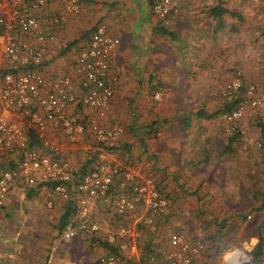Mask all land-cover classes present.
I'll use <instances>...</instances> for the list:
<instances>
[{"label":"crops","instance_id":"crops-1","mask_svg":"<svg viewBox=\"0 0 264 264\" xmlns=\"http://www.w3.org/2000/svg\"><path fill=\"white\" fill-rule=\"evenodd\" d=\"M62 2L52 0L53 11ZM153 2L79 0L80 14L55 29L57 38L44 69L52 73L67 71L87 44L95 25L104 22L110 34L119 39L110 61V79L116 77L117 80L112 79L114 96L108 115L111 122H121L124 127L118 154L124 163L153 170L165 185L169 205L155 229L165 228L168 220L185 228L190 239L204 240L205 237L210 240L218 238V241L222 238L213 227L220 226L222 230L236 229L239 235L245 234L243 237L248 241L244 244L254 240L251 247L258 242L264 245V191L257 188L255 175L258 167L262 172L264 160L223 156L224 147H233L235 140L229 137L220 144L217 141L218 137L225 135L222 112L206 117L213 113L208 107L221 94L224 86L220 89L219 84L228 75V67L220 58L229 44L225 36L241 35L247 29L252 36L258 32L263 35L264 0H172L177 11L163 19L152 11ZM86 30L88 35L78 37L79 41L70 48L71 58L66 62L55 58L65 37ZM164 30L167 33L162 34ZM154 82L162 89L160 100L153 97ZM177 99L193 100L194 104L201 106L189 111L178 107ZM75 111L84 116L82 108L77 107ZM258 114L263 116L262 122L258 123V129L262 130L264 111ZM244 116L241 127L247 131L248 118ZM217 120L221 123L218 124ZM94 146L87 137L82 143L70 146L63 155L74 165L80 160L79 169L89 168L93 164ZM231 161L233 167H224ZM246 163L252 172L250 178L244 177L243 165ZM46 190L48 192L46 187H41L31 194ZM18 193L14 191L9 199ZM8 207L0 210V264H81V254L75 251L77 247H73L76 238L65 239L58 235L60 218L66 210L64 205L59 207L61 211L35 207L32 211L38 216L16 207L11 209L15 213L14 219L4 220L7 217L3 218V214L9 211ZM108 212L101 201H96L93 207L95 217L103 221L105 227H117L122 219ZM50 215L55 220H51ZM26 222L30 228L25 227ZM205 227H209L207 232H213V235L204 236L206 231L202 229ZM42 228H47L46 234H34ZM158 229L153 234L148 231L147 243L162 242ZM165 245L167 247L166 242ZM211 253L208 248L206 258L202 259L218 263L224 260L219 254Z\"/></svg>","mask_w":264,"mask_h":264},{"label":"built area","instance_id":"built-area-1","mask_svg":"<svg viewBox=\"0 0 264 264\" xmlns=\"http://www.w3.org/2000/svg\"><path fill=\"white\" fill-rule=\"evenodd\" d=\"M51 3L0 0V210L14 191L26 194L46 187L48 208L56 202L65 209L70 204L60 233L73 239L97 234L101 224L93 207L101 201L122 222L104 239L116 252L103 253L100 264H264L239 250L219 263L207 262L202 259L207 243L180 230L170 232L167 247L141 246L147 228L157 226L169 202L153 172L124 163L118 154L124 127L108 115L117 80L110 79V61L119 39L99 22L67 71L47 72L44 64L57 38L55 29L81 12L79 0H63L56 11ZM152 11L163 19L177 9L172 0H154ZM153 84V97L160 100L162 89ZM221 94L227 101L238 99L235 108L221 115L227 133L237 134L246 108L260 105L264 88L247 85L236 70ZM32 136L38 146L31 145ZM87 137L95 144L93 164L81 172L63 154ZM253 144L264 149V131Z\"/></svg>","mask_w":264,"mask_h":264},{"label":"rangeland","instance_id":"rangeland-1","mask_svg":"<svg viewBox=\"0 0 264 264\" xmlns=\"http://www.w3.org/2000/svg\"><path fill=\"white\" fill-rule=\"evenodd\" d=\"M247 31H248V29H247ZM247 31H245V30L242 31L241 35H235L234 36V35H228L227 34L225 36L226 43L227 44L229 43V44L225 48V51L220 54V58L225 62V64L228 67V75L223 80V82L219 84L220 86L218 85L220 87V89H222L221 87L224 86V83L226 81L227 82L229 81V79L231 78V76L233 75V73L236 70L241 71L242 79H244V81L247 85L253 84L259 88L264 87L263 82H261V81H264L263 80V78H264V36L259 32L255 36H252ZM87 35H88V30L82 31L81 34H79V33H76V35L72 34V35L68 36V38L65 37L64 40L61 42V46L58 48V50L56 52L55 58L60 59V61H62V62H66L67 59L71 58V55H69V50L77 41H79L78 37L84 38ZM69 43H73V44H71L69 46V48L65 52L62 53V50ZM232 43L233 44L238 43V44L232 45ZM257 79H262V80L258 81ZM255 82L258 84H255ZM177 100H178V105H179L178 107L186 108L189 111L198 109L201 106L198 103L194 104L195 101H193V100H191V101H189L188 99H182V100L177 99ZM225 102H227V100L225 98H223L222 94H219V96H217V99L210 102V106L208 107V110L213 111V112L216 110H219L223 107ZM258 108H259V110H258ZM203 109H205V108H203ZM259 111H264V96L262 98L260 105H258L257 107L246 108L244 115L247 116V118H248L247 119V122H248V130L247 131H245L242 128L243 127V125L241 124L242 118L239 121V132L237 134L236 133L235 134L227 133V131L225 130V127H224L223 130H225V132H224L225 135L223 137H218L217 141L220 144V142L227 141V139L229 137H233L235 140L234 141L235 144L233 145V147H230V148L224 147L225 150L223 149V151H224L223 156L235 155V156L246 157V158H250V157L261 158L264 160V149L257 148L253 144L254 140H256L260 136L261 132L263 131L261 129L260 130L258 129V127H259L258 123L262 122L261 119L263 117V116L261 117L258 114ZM221 121H223V120L221 119ZM216 122L218 124L221 123L218 120ZM151 123H153V122H151ZM152 125H150V126H152ZM241 125H242V127H241ZM245 127L247 128L246 124H245ZM254 129H255V131L252 132V130H254ZM157 135H158V133H157ZM226 144H224V145H226ZM221 148H222V146H221ZM227 149L230 151H228ZM221 154H223V153H221ZM232 164H234V162L231 161L230 164H226V165H224V167H226V166L228 167V165H229V167L230 166L233 167ZM75 165H76V167L80 166V160H78ZM214 165H215V163H214ZM218 167L220 168V165H218ZM243 167L245 169L244 177L250 178V175L252 172L251 173L249 172L248 164L247 163L244 164ZM250 169H251V167H250ZM263 169L264 168L261 169L262 172H259V167H258V168H256V173H255L256 178H257L256 183L258 185L257 188L261 191H264V170ZM144 170H147V169H144ZM227 170L229 171V169H227ZM152 172H153V170L148 169V171L145 173H152ZM231 173H232V170H231ZM153 175H154L156 181L159 182V184L161 185L162 192L165 195V185H164L163 181L158 179L155 174H153ZM206 189L208 190V187H206ZM207 194H209V192ZM48 198H50V193H49V191L47 192V190H46V192L34 194L30 197H28L27 195L18 193L17 196H15V195L12 196L9 199V201L7 202L6 206H9L7 208V209H9V211H4L3 218L7 217L4 220L14 219L15 213L11 212L12 211L11 209H16V207H17V209H21V210L27 209V211H31V215H35L37 213L32 211V210H34L33 208L38 207V206L42 207L40 209H43V210L48 208L47 207ZM11 206L13 208H10ZM60 206H63L62 203L56 202L54 204V206L50 209L61 211V209H59ZM27 211H24V212H27ZM166 213H167V211H166ZM168 214H169V212H168ZM173 214H174V212L171 214V216H173ZM35 216H38V214ZM108 216L111 217L109 214H108ZM166 217L167 216H165V218ZM32 218H34V217H32ZM50 219L55 220V217L52 215L50 217ZM97 221L101 224V228L99 229L97 234L93 235L92 237H88L86 235L83 237H75L76 242H75L73 247H74V249L77 247L78 250L75 249V251H78L81 254V264H100V261H99L100 256L103 253L108 252V249H107V251H104V247L100 244V242L102 240L104 241V239L107 237V234H109L110 232L114 231L117 228L116 226H113V227L103 226V221L98 220V218H97ZM165 221H166V219H165ZM171 221H172V219H171ZM165 225H166L165 228L164 227H162L160 229L157 228L159 230L158 235H161V237H162V242H159V243L154 242V243L159 248L166 246L165 242L167 243V238H168V235L170 234V232L175 231V230H180V231H185V232L189 233L185 228L180 227V224L179 225L178 224L173 225L172 223H169L167 220L165 222ZM3 226H5L7 228L12 227V225L9 226V224H5V225L3 224ZM26 226L29 228L31 227L27 222L25 224V227ZM155 228H153V227L147 228V233L150 230L152 231V234L155 233L157 231V229H155ZM213 228L215 229L214 232L215 231L218 232V236H220V238H222V240L219 239L217 241L218 238H216L214 240H210V239L204 237V241H206V243L208 242L207 245H209L208 248L210 249V253L213 251V253L216 254L214 247L218 246L219 252L217 253V256L219 254L221 258H225L230 253L239 250L240 252L244 253V255H246L248 258L254 260L253 253L257 249L259 242L256 243L253 247H251L252 244L254 243V240H251L247 244H244V242L246 240L248 241V238L243 237L245 234L239 235L237 233L238 230H236V229L235 230L234 229L222 230V228H220V226L213 227ZM45 229L47 230V228H42L41 230L38 229V233H34V234H38V236L46 234ZM208 230H209V227H205L204 229H202V231H206L204 233V236L205 235L211 236L210 234L213 235V232L208 234V232H207ZM147 233H146V235H147ZM58 235H60V237L62 236L60 232ZM193 235H195V234L193 233ZM221 242H223V243H221ZM142 243H143V241H142ZM220 243H221V245H220ZM146 244H148V243L146 241H144V244H141V246H144ZM248 246H250V247H248ZM213 253H211V254H213ZM214 255H213V260H216V257H214ZM258 259L264 260V245H262V251H261V254L258 257Z\"/></svg>","mask_w":264,"mask_h":264},{"label":"trees","instance_id":"trees-1","mask_svg":"<svg viewBox=\"0 0 264 264\" xmlns=\"http://www.w3.org/2000/svg\"><path fill=\"white\" fill-rule=\"evenodd\" d=\"M165 33H167L166 30L162 31V34H165ZM263 35H264V32H263ZM71 44H73V43H69V44H68V45L62 50V53L65 52V51L69 48V46H70ZM237 102H238V99L233 100V101H227V102H225V104L223 105V107H222L221 109L216 110V111H214L213 113H209V114H207L206 117H212V116H214L215 114H218L219 112L221 113V112H224V111H229V110H231V109H233V108L236 107ZM262 130L264 131V126H262ZM232 138H233V137H232ZM233 139H234V138H233ZM38 144H39V143H38L37 139L35 138V136H32V137H31V145H32V146H38ZM86 169H87V167H86V168L83 167V169L80 170V171L82 172V171H84V170H86ZM46 185H47V187H49V188L53 187V184H51V183H47ZM40 188H41V187L39 186L37 189H34V190L36 191V190H39ZM34 190L28 191V192L26 193V195H27L28 197L32 196L31 193H32ZM71 211H72V209H71V206H70V204H69V205H67V208H66V210H65V213H64L63 216L60 218L59 227H58V231H59V232L61 231V228H62L64 222L66 221V219L68 218V216L70 215ZM100 243H101V245L105 246L108 250H110V251H112V252H116V249H115L114 247H112L111 245H109L108 243H106V242H100ZM214 248H215V252H216L215 255H217L219 248H218V246H215ZM261 251H262V245H261V243H260V244L258 245L257 249H256V250L254 251V253H253V255H254V260H259L258 257L260 256Z\"/></svg>","mask_w":264,"mask_h":264}]
</instances>
